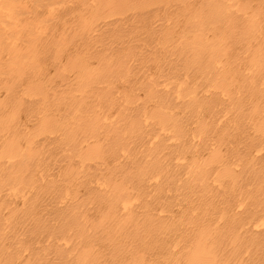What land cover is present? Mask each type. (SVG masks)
<instances>
[{
	"label": "bare ground",
	"instance_id": "1",
	"mask_svg": "<svg viewBox=\"0 0 264 264\" xmlns=\"http://www.w3.org/2000/svg\"><path fill=\"white\" fill-rule=\"evenodd\" d=\"M0 264H264V0H0Z\"/></svg>",
	"mask_w": 264,
	"mask_h": 264
}]
</instances>
